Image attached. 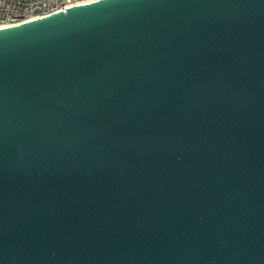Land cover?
Returning a JSON list of instances; mask_svg holds the SVG:
<instances>
[{
  "label": "water",
  "instance_id": "95a60500",
  "mask_svg": "<svg viewBox=\"0 0 264 264\" xmlns=\"http://www.w3.org/2000/svg\"><path fill=\"white\" fill-rule=\"evenodd\" d=\"M0 264H264V0L0 26Z\"/></svg>",
  "mask_w": 264,
  "mask_h": 264
},
{
  "label": "built area",
  "instance_id": "2783aa9c",
  "mask_svg": "<svg viewBox=\"0 0 264 264\" xmlns=\"http://www.w3.org/2000/svg\"><path fill=\"white\" fill-rule=\"evenodd\" d=\"M84 1L89 0H0V26L51 14Z\"/></svg>",
  "mask_w": 264,
  "mask_h": 264
}]
</instances>
